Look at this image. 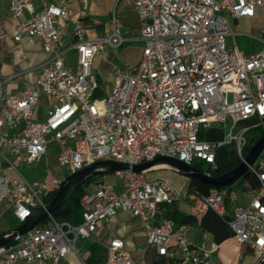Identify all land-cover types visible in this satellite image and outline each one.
<instances>
[{"label": "built area", "instance_id": "built-area-1", "mask_svg": "<svg viewBox=\"0 0 264 264\" xmlns=\"http://www.w3.org/2000/svg\"><path fill=\"white\" fill-rule=\"evenodd\" d=\"M34 1L15 0L12 9L17 17L30 14L14 39L36 38L48 53L37 82L7 93L8 79L0 73V222L11 213L24 223L47 208L50 194L69 175L100 160L140 164L171 156L216 167L219 150L230 144L245 159L248 132L264 128V0H134L142 57L115 70L103 98L94 59L107 46L117 51L129 40L116 11L108 36L89 37L86 23L78 18L68 40L64 23L71 20L70 1L44 2L39 9ZM258 12L263 24L257 35L249 36L261 48L246 52L238 45L232 20L255 18ZM71 52L75 68L68 65ZM41 93L48 115L39 121L34 112ZM209 131L222 136L210 139ZM43 160V178L30 180L22 172ZM249 171L259 188L247 203L232 207L229 224L233 238L256 254L255 264H264V159L259 157ZM147 172H114L123 180L120 191L103 178L93 188L90 184L81 198L79 222L49 212L15 242L0 246V264H64L70 253L81 256V239H92L98 224L120 211L142 219L147 244L135 257L125 239L115 237L104 244L101 264H150L148 250L154 251V264H216L220 243L194 242L191 225L169 216L181 201L178 191L168 180L148 179ZM188 197L220 215L228 213L226 188L192 190Z\"/></svg>", "mask_w": 264, "mask_h": 264}, {"label": "crops", "instance_id": "crops-1", "mask_svg": "<svg viewBox=\"0 0 264 264\" xmlns=\"http://www.w3.org/2000/svg\"><path fill=\"white\" fill-rule=\"evenodd\" d=\"M14 1L15 0H0V73L4 78L8 79L5 84L7 93L21 91L33 86L37 82L40 65L48 57V53L44 51L42 44L38 39L28 36H24L20 41H16L14 39V35H16L20 29L21 21L28 18L30 15L28 12H24L19 17L15 16L12 9ZM49 1L54 0H35L34 2L36 8L39 9L42 7L44 2ZM69 1L71 20L64 23V33L68 40H70L72 36L74 21L78 18L82 19L86 23L89 37L95 38L108 36L112 30L111 17L116 11L121 22V32L129 38V40H127L122 46L129 43L141 45L140 47H142V50L140 52L138 62L140 61L144 42L141 39V21L134 4V0H89L88 3H83L78 0ZM243 19L248 22V25L251 28L250 31L243 33L247 36H249V34L257 35L263 24L260 12H258V15L255 18L233 19L232 26L234 23L239 24ZM258 44L259 50L261 48V44ZM111 48L112 47H106L102 52L97 54L94 59L93 66H95V74L98 76L99 81L102 80V69H108L111 70L112 73H115V70L118 67H121L116 63V59L113 56L114 49ZM68 65L73 67L69 63ZM47 115V99L46 96L41 93L39 103L34 112V119L42 121L47 118ZM161 170H172L175 173L179 171L169 166H161L146 173V177L148 179L168 180L180 194L181 201L177 202L170 208L169 216L176 223H181L180 219H174L171 214L178 213L180 215H193V222L189 223L191 225V239L194 241H205L206 243L208 242L207 245H210L214 241L212 234L201 229L199 226L200 220L209 206L200 199L188 197L189 192L193 190L190 188L191 178L188 177V186L184 193H182L175 185L176 181H174L175 184H173V180L175 179L174 177H176L174 175L175 173H164L163 176L155 173ZM112 173L115 174L114 172L107 173L102 178L112 182L118 191L122 190L123 180L115 174L118 179L116 181H111L110 176ZM245 181L246 187H243V189L247 191L248 196L241 197L234 189L232 190V194L228 196L227 214L230 215V217L232 215V207L235 204L247 203L255 195L256 190L251 189L250 183L247 179ZM233 195L236 197L234 198ZM188 202L194 203L195 205L194 210L190 213L183 210V207H185L184 205ZM3 231L9 233L14 231V229L7 228ZM115 237L124 238L127 248L132 251L135 257L139 255L137 249L147 244V237L144 231L142 219L132 215L130 211H120L109 221L100 222L98 224L97 230L94 232L91 242H86L84 247L80 249L81 256L76 253H70L65 257L64 264H85L84 261H86L91 253L90 244L101 245L104 248V244L109 243L111 239ZM229 241H233L234 243L228 245ZM242 253L244 254L243 258H241ZM214 257L216 264H255L257 258L256 254L252 252L247 245L239 243L234 238H230L222 242L219 250L214 254ZM146 258L150 264H154V251L148 250ZM16 264L26 263L19 262Z\"/></svg>", "mask_w": 264, "mask_h": 264}, {"label": "trees", "instance_id": "trees-1", "mask_svg": "<svg viewBox=\"0 0 264 264\" xmlns=\"http://www.w3.org/2000/svg\"><path fill=\"white\" fill-rule=\"evenodd\" d=\"M253 130H256L258 132L251 139L248 138V142L243 149V155L245 158L248 155L251 148L254 146V144L258 142L264 135V128L262 127H257L254 128ZM209 132L211 133L209 137L210 139L221 138L222 136L220 132L219 133H213L212 131ZM242 161L243 159L237 153L235 145L230 144L222 147L219 150L216 167H213L210 164L208 170L204 171L200 168L203 163L194 162L193 166L198 168L202 172L209 173L213 177H218L232 171L234 168L240 165ZM107 173H111V171L105 170V171L96 172L88 176L83 181L77 183L70 191L69 195L67 196L62 206L56 209L53 212V215L57 219H61V220L68 219L75 223L79 222L81 220V215H82L81 198L83 194L85 193V191L87 190L90 184L98 181ZM244 177H246V179L249 181L251 189L257 190L259 188L260 185L259 181L255 177L251 176L249 172ZM190 188L202 193H209L213 189L222 190L226 188L228 190V196H229L232 190L234 189V186L232 184L228 187L220 188L214 185L205 184L197 179H191ZM56 195H57V191H53L50 194L48 203H50L56 197ZM171 216L176 220L180 219L181 223H192L194 219L193 215H180L178 213L171 214ZM229 220H230V215L228 214L220 215L214 209L208 207V209L203 214L200 220L199 226L201 227V229L211 233L214 238V241L221 244L222 242L230 238H233L234 232L229 224ZM20 225L21 223L20 224L18 223L16 227L12 229L15 230ZM6 233H7L6 231H0V237L4 236ZM90 251L91 253L90 256L86 259V263L101 264L105 257V249L101 245L90 244ZM155 264H157V262Z\"/></svg>", "mask_w": 264, "mask_h": 264}, {"label": "water", "instance_id": "water-1", "mask_svg": "<svg viewBox=\"0 0 264 264\" xmlns=\"http://www.w3.org/2000/svg\"><path fill=\"white\" fill-rule=\"evenodd\" d=\"M263 151L264 135L258 142L254 144V146L251 148L248 155L240 165H238L232 171L218 177H213L208 173L200 171L193 165L187 164L184 161L171 156H159L153 160L146 161L140 164H130L109 159L97 161L69 175L62 182L60 188L57 191L56 197L49 203L47 208H42L34 215L29 217L24 223H22L17 229H15L13 233L0 237V246L15 242L18 236L27 233L28 231L45 221V219L48 217L49 212L53 213L56 209L62 206L70 191L77 183L83 181L88 176L96 172L105 170L116 172L128 169H132L135 172H143L145 170L150 171L161 166H169L176 169L180 173L190 177L191 179H197L205 184L224 188L234 184L248 172L250 173L249 167L257 161Z\"/></svg>", "mask_w": 264, "mask_h": 264}, {"label": "rangeland", "instance_id": "rangeland-1", "mask_svg": "<svg viewBox=\"0 0 264 264\" xmlns=\"http://www.w3.org/2000/svg\"><path fill=\"white\" fill-rule=\"evenodd\" d=\"M233 28L234 31L237 33L236 39L238 42L239 47L246 51V52H254L258 50V42L254 41L253 38L251 36H247L246 34H244L243 32H247L250 31L251 28L248 25V22H246L244 19L239 23L233 24ZM256 42V44H255ZM255 44V45H254ZM141 45L136 44V43H129V44H125L124 46L120 47L118 49V51H115V49L113 50V56L115 57V61L119 66H124L126 63L128 64H136L140 58V52L142 50V47H140ZM107 47H111V46H107ZM111 48V49H112ZM75 52H71L69 55V64L72 65L74 68L76 67V61H75ZM102 71V80H100V84H101V89H102V94L99 95V98H103L107 92H109L112 88V82L114 79V73H112L111 70H101ZM93 72L95 73V66H93ZM258 131L256 130H250L247 134L248 138L251 139L253 136H255L257 134ZM260 159H264V151L262 152V154L260 155ZM195 162L198 163H203L201 165V169L204 171H207L210 164L206 163L202 160H196ZM45 167H46V162L45 160L41 161L40 163H38L37 165L34 166H24L22 169V172L27 176V178H29L30 180H34V179H40L43 178L44 176V171H45ZM155 173H158L160 175H164L167 173H175L172 170H161V171H157ZM207 173V172H205ZM176 177H174L175 179L173 180V184H175L174 181H176V186L177 188L184 193L185 189L188 186V176L181 174L180 172H177L174 174ZM110 180L111 181H116L118 179V177L115 174H111L110 176ZM246 177H241L240 180L236 181L233 186H234V190L241 196V197H246L248 196L247 191H245L243 189V187H246ZM92 188L94 187L93 184H91ZM182 201H187V200H182ZM185 207H183L184 211L187 212H192L195 208L194 203L188 202L186 205H184ZM20 224V222L16 219H14V217L11 215V213H7L4 215V218L2 219V221L0 222V231H3L7 228H15L16 225L18 223ZM194 241V240H193ZM86 242H91V239H81V241L78 243V247L80 249H82L84 247V244ZM196 243H202L201 240H196L194 241ZM208 243V242H207ZM233 241H229L228 245L233 244Z\"/></svg>", "mask_w": 264, "mask_h": 264}]
</instances>
